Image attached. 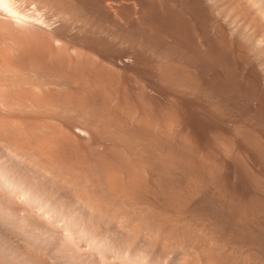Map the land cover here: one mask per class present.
<instances>
[{"label": "bare ground", "instance_id": "bare-ground-1", "mask_svg": "<svg viewBox=\"0 0 264 264\" xmlns=\"http://www.w3.org/2000/svg\"><path fill=\"white\" fill-rule=\"evenodd\" d=\"M0 264H264V0H0Z\"/></svg>", "mask_w": 264, "mask_h": 264}, {"label": "rangeland", "instance_id": "rangeland-1", "mask_svg": "<svg viewBox=\"0 0 264 264\" xmlns=\"http://www.w3.org/2000/svg\"><path fill=\"white\" fill-rule=\"evenodd\" d=\"M124 70V69H123ZM127 70V69H126ZM122 71V76L125 78V79H127V81L126 82H128L129 84V86H131V87H135L136 88V86H138L137 88H148V90H154V91H158L157 89L155 90L154 89V87H153V85H152V83H149V81H147L148 82V84H146L147 82H146V80H143V79H139V77H137L136 75H134V74H131V72L129 73V70H127V71ZM121 74V73H120ZM134 76V77H133ZM138 79V80H137ZM145 81V82H144ZM143 82V83H142ZM143 84H145L146 86H144ZM152 85V86H151ZM142 86H144V87H142ZM133 87V88H134ZM153 88V89H152ZM162 93H160V91H158V93H157V97H158V99H159V101L160 102H162L163 100V96L161 95ZM162 96V97H161ZM53 114V113H52ZM52 114H50V112L48 113V114H46V113H41V115H40V113H19V112H14V114L13 113H10V114H7L6 116L9 118V119H11L12 120V118H13V120H15V119H17V121H19V119H20V121L22 120H25V119H28V121L30 120V121H34V122H37V123H39L40 121H43L45 118H48L49 116L51 117H49L48 119H49V121L47 120V119H45L44 120V122H51L50 120L51 119H57L56 118V116H55V114H53L54 115V117H52L53 115ZM9 115V116H8ZM39 115V116H38ZM45 115H47V116H45ZM35 117V118H34ZM25 118V119H24ZM37 118V119H36ZM33 119V120H32ZM40 120V121H39ZM58 120L59 121H56V122H58L57 123V125L59 124V126H61V130L62 131H64V132H67V131H69L68 130V128H69V126L65 123V122H63L62 120H60L59 118H58ZM27 121V120H26ZM54 121V120H53ZM53 121L51 122V123H53ZM24 122V121H23ZM59 122H61V123H59ZM65 125L64 127H63V125ZM62 127L64 128V130L62 129ZM65 127L67 128V129H65ZM67 130V131H66ZM84 143H86L84 140H82ZM88 144H91V145H94V146H98V147H100L101 148V143L100 142H90V143H88ZM103 145V144H102ZM103 147V146H102Z\"/></svg>", "mask_w": 264, "mask_h": 264}]
</instances>
